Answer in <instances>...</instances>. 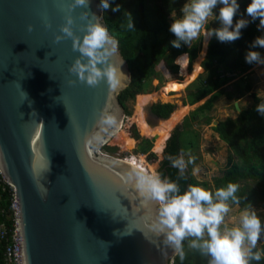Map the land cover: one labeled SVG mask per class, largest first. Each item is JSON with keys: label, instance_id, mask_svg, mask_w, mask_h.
Here are the masks:
<instances>
[{"label": "water", "instance_id": "water-1", "mask_svg": "<svg viewBox=\"0 0 264 264\" xmlns=\"http://www.w3.org/2000/svg\"><path fill=\"white\" fill-rule=\"evenodd\" d=\"M70 2L0 0V174L15 193L19 264H171L176 256L151 227L156 206L125 179L133 164L148 172L145 163L97 150L106 143H87L103 109L122 126L118 97L131 71L108 30L117 41L111 60H124L129 79L115 91L103 81L95 88L68 83L77 79L68 69L79 53L71 39L54 37ZM99 4L89 0L71 13L76 35L82 38L87 23L82 12L106 26ZM161 120L153 115L149 122Z\"/></svg>", "mask_w": 264, "mask_h": 264}, {"label": "clouds", "instance_id": "clouds-1", "mask_svg": "<svg viewBox=\"0 0 264 264\" xmlns=\"http://www.w3.org/2000/svg\"><path fill=\"white\" fill-rule=\"evenodd\" d=\"M88 5L89 0H71L68 3L65 23L60 26L62 34L55 35L54 42L71 39L73 51L79 53L68 69L77 79L69 80V84L79 81L95 88L103 81L115 91L122 87L124 80L129 79L122 71L124 60L119 64L111 60L117 52V41L109 34L107 27L99 22L100 17L92 14L89 18L88 12L80 14L81 19L87 21L81 28L82 38L73 30L75 21L71 13L78 7L87 8ZM218 6L216 15L214 10ZM98 7L102 11L111 9L117 12L121 6L117 4L113 7L110 0H101ZM239 9L237 0H187L180 8L179 17L175 11L171 13L173 22L169 31L176 38L172 41V46L180 48L183 43L191 47L194 41H199L202 37L215 36L220 42H234L240 39L241 30L246 28L250 21L240 18L234 23ZM246 13L252 21L259 19L258 27L264 29V0H251L246 7ZM127 15L126 27L128 30H134L131 15ZM213 20H218L220 27L209 29L207 26ZM43 23L46 29L52 27L46 15L43 17ZM27 30L31 32L33 26L28 25ZM251 47L264 48V36L256 37ZM245 60L249 64H264V58L257 51H248ZM25 96L27 97V93ZM255 111L264 116V102L259 103ZM40 123L44 125L43 121ZM97 127L98 130L87 140L89 146L106 143V137L119 132L120 121L116 114L103 109L99 114ZM168 159L172 167L178 170L177 180L161 178L159 174L149 173L135 164L125 176L126 181L145 201L156 206L151 227L162 237L164 245L169 247L181 262L186 258L187 247V250L207 258V264H252L253 261L259 264L264 259V249L258 248L264 238V223L251 202L247 201V196L238 195L239 184L229 182L215 190L189 184L181 191L179 179L186 178V169L195 164L196 157L189 155L185 159L182 154L169 155ZM49 170L50 161L46 171ZM197 171L194 167L193 174ZM233 206L240 208V211L236 222L229 224L226 218L233 211Z\"/></svg>", "mask_w": 264, "mask_h": 264}, {"label": "trees", "instance_id": "trees-1", "mask_svg": "<svg viewBox=\"0 0 264 264\" xmlns=\"http://www.w3.org/2000/svg\"><path fill=\"white\" fill-rule=\"evenodd\" d=\"M243 1L246 7L251 2V0ZM110 3L113 7L117 4L121 6L120 11L117 12L111 9L109 12L104 11V19L108 30L118 40L122 55L127 60L131 71V83L118 97L127 112L129 101L134 100L140 94H149L157 89L151 84L153 79L159 78L157 68L161 62L165 63L171 73L176 74L179 66L174 63L175 59L177 61L179 57L187 53L190 58L188 59L189 69H191L200 47L197 44L189 47L183 43L180 48L172 46V41L176 38L169 31L171 25L169 14L177 6L172 5L171 0H163L161 3L159 0H110ZM127 14L131 15L134 30H128L126 27ZM249 21L248 26L241 30V38L234 42H220L212 36L206 58L202 62L204 73L200 76V84L187 95L184 105L193 106L209 98L186 117L183 124L178 126L172 135L168 136L163 160L158 170L161 178L178 179V170L172 167L168 156H180L194 146V140L190 139L191 133L194 132L193 124L199 120V116L211 111L218 99L223 96L231 98L230 94L224 90L227 83L238 77H241L240 81H245L249 77L245 73L256 63L246 62L247 52L257 51L264 58L263 48L251 47L256 37L264 36L257 28L259 19L252 21L250 18ZM207 27L209 29L218 28L220 23L216 20L214 26L208 25ZM238 85L236 84V87ZM250 91H252V84L246 82L244 92L249 93ZM252 97L255 101L253 107L242 109L236 119L227 118L213 127L214 132L228 145L230 151L227 170L222 177L215 180L214 186L216 189L226 186L229 182L239 184L238 195L247 196V201L251 202L255 209L264 205V116L255 111L256 106L264 102V99L259 98L255 93ZM176 108L175 104L159 102L153 104L150 110L157 118L167 120ZM206 121L210 123V118H206ZM134 138L140 140L137 131L134 132ZM139 143V150L144 154L151 152L154 146V141L148 138L142 139ZM107 149L113 150L114 148ZM150 156L154 155L150 154ZM190 168L185 172L186 178L179 179L181 191H184L189 184L206 185L192 175ZM14 202V189L0 174V226L5 225L10 231L15 229L16 224ZM241 207H243V202ZM258 215L260 217V214ZM261 249H264V245ZM4 253L5 241L0 240V264H7ZM186 253L183 262L176 256L172 264H207V258L187 250V247ZM252 264H257V262L253 261ZM259 264H264V259Z\"/></svg>", "mask_w": 264, "mask_h": 264}, {"label": "rangeland", "instance_id": "rangeland-1", "mask_svg": "<svg viewBox=\"0 0 264 264\" xmlns=\"http://www.w3.org/2000/svg\"><path fill=\"white\" fill-rule=\"evenodd\" d=\"M162 1L163 0H159L160 3ZM185 2H187V0H171V4L174 6H177L169 14V19L171 23L173 22V17L171 13L175 11L177 13V17H179L181 15L180 8ZM237 2L240 5V9L237 15L234 17V23L236 20L240 18L250 20V17H248L246 13V6L244 4V1L237 0ZM218 9H219V6L217 7V9L214 10V13L216 15H218ZM215 21L216 20L211 21L209 25L214 26ZM258 25H257L258 30L261 32L262 35H264V29H260ZM210 40H209V43H210ZM209 43L207 45V51H208ZM193 44H197L200 47L198 56H197L198 58L203 50L204 37H202L199 41H194L192 45ZM207 51H206V54H207ZM263 52H264V48H263ZM206 54L202 62L205 60ZM195 60L192 62L191 69H189L188 71H191L193 69ZM176 62L177 61L175 59L174 63L178 65V63ZM202 62H201V65H202ZM157 71L159 74V78L153 79L152 84H151L152 87L154 88L157 87V89L154 90L152 93L161 92L162 89L165 87V85L171 81H184L185 80V78L181 76L180 66H179L178 73L173 74L167 69L165 63L161 62V64L157 68ZM203 73H204V68H203V72L186 89H184L181 92H172V94L170 95V97H173L172 100L166 101V100L159 99L156 102H152L148 104L147 107L144 108V111L150 116L149 118L153 116L151 113L150 107L155 103L161 102V103L175 104L177 106L175 111H177L181 107L188 106L187 114L185 115L183 120H181V122H179L176 125L174 130L178 126H181L183 124L184 119L190 116L191 113L194 112L198 107H200L202 102L206 100L204 99L201 102L193 106L184 105V102L187 100V95L191 91L195 90V87H197V85L200 84V81H201L200 76ZM247 74L249 77L245 79V81H240L241 77H238L235 80L227 83L224 86V90L226 91L227 94H230L231 98H227L226 96H223L220 99H218L215 102L214 107L211 109V111L199 116V120L193 124L192 130L194 132L191 133L190 139L194 140V146L190 147L187 150V152H185L183 155L185 159H187L189 155L196 157L195 164L189 165L186 170H188L189 167H191L190 169H191L192 175L199 182L206 184V185H201L205 189L215 190V186H214L215 180L217 178L222 177L225 171L227 170V160L230 154L228 145L224 141H222L219 138L218 134L215 133L213 130V127L216 126V122L219 123L220 121H224L227 118L236 119L239 115V111L235 107L236 103L239 104L241 110L253 107L255 104V101L252 97L253 93L257 94L259 98L264 99V64H254L251 68L247 70L245 75ZM246 82H250L252 84V91H250L249 93L244 92ZM236 84L237 85L239 84L238 87H236ZM241 92L243 94H240ZM136 102H137V97L134 100H131L127 103V112H125V118L122 122L121 127H122V130H124L125 132H128L132 138H134V132L135 131L138 132L140 136V140H136L134 138L136 140L137 146L135 145V148L133 150H123L118 145V142L115 141L116 139L115 137L117 136V133H118L117 132L115 135L108 136L106 144L104 146L97 147V150H99L100 152L104 154L110 155L115 158H120V159H129V158L137 159V157L140 158L143 156L148 164L155 165L156 173L158 174L159 173L158 170L160 168V162L163 160V154L165 150L164 147H165L166 140L168 137L165 139L164 144H162L160 147H157V150H155V146H153L151 152L149 153L144 154L140 152L139 141L141 142V140L146 137H144L141 134L138 124L136 122L137 120L134 118L136 117V113H137V111H135L137 110ZM206 118L207 119L210 118V123L206 121ZM148 139L154 141V144H155L156 138H148ZM107 148H114L113 149L114 151L108 150ZM150 154H153L155 157L150 156ZM194 167L198 169V171L195 174H193ZM255 210L257 211V214H260L261 221L264 223V205H260L256 207ZM238 214H239V208L233 206V211L226 218V222H228L229 224L235 223L238 218ZM262 245H264V240L260 241V243L258 244V248H261Z\"/></svg>", "mask_w": 264, "mask_h": 264}, {"label": "bare ground", "instance_id": "bare-ground-1", "mask_svg": "<svg viewBox=\"0 0 264 264\" xmlns=\"http://www.w3.org/2000/svg\"><path fill=\"white\" fill-rule=\"evenodd\" d=\"M211 38L204 37V46L200 56L195 60L194 67L191 71L189 70V57L187 59V55H183L178 58L177 63L180 66V73L184 81H171L165 85L161 92L150 93V94H140L137 96V113L136 117H134L137 121L138 127L140 129L141 134L144 137L148 138H156L155 140V150L157 147H160L164 144L165 139L172 133L176 125L183 120L188 111L187 107H181L177 111L173 112L172 116H170L167 120H161L159 124L155 127L150 125L149 115L144 111V108L147 107L148 104L152 102H156L157 100H166L170 101L173 97H170L172 92H181L186 89L191 83H193L197 77L203 72V67L201 62L206 54L207 45ZM183 57V58H182ZM149 123V124H148ZM115 141L118 142V145L123 150H133L136 145V140L130 136L128 132H125L121 129L117 133L115 137ZM170 138V137H169ZM137 146V145H136ZM134 157V156H133ZM139 161H138V160ZM129 158L132 163H145L147 170L149 173H156V167L153 164H148L145 158L142 156L140 158Z\"/></svg>", "mask_w": 264, "mask_h": 264}, {"label": "built area", "instance_id": "built-area-1", "mask_svg": "<svg viewBox=\"0 0 264 264\" xmlns=\"http://www.w3.org/2000/svg\"><path fill=\"white\" fill-rule=\"evenodd\" d=\"M16 205V206H15ZM13 209L15 215L17 212V204L14 202ZM0 240L5 241V262L7 264H19V252H18V237L16 224L15 229H8L5 225L0 226ZM172 264V263H171Z\"/></svg>", "mask_w": 264, "mask_h": 264}, {"label": "flooded vegetation", "instance_id": "flooded-vegetation-1", "mask_svg": "<svg viewBox=\"0 0 264 264\" xmlns=\"http://www.w3.org/2000/svg\"><path fill=\"white\" fill-rule=\"evenodd\" d=\"M166 147V146H165Z\"/></svg>", "mask_w": 264, "mask_h": 264}]
</instances>
